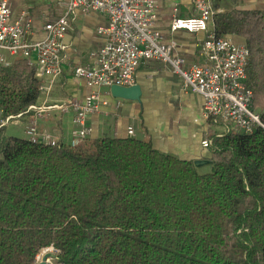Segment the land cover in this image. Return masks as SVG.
Here are the masks:
<instances>
[{"label": "trees", "instance_id": "obj_1", "mask_svg": "<svg viewBox=\"0 0 264 264\" xmlns=\"http://www.w3.org/2000/svg\"><path fill=\"white\" fill-rule=\"evenodd\" d=\"M218 38L235 33L250 52L247 87L264 123V13L216 14ZM26 60L0 67V109L39 102ZM212 165L162 154L134 137L72 147L0 142V264H264V129L214 133Z\"/></svg>", "mask_w": 264, "mask_h": 264}, {"label": "built area", "instance_id": "obj_2", "mask_svg": "<svg viewBox=\"0 0 264 264\" xmlns=\"http://www.w3.org/2000/svg\"><path fill=\"white\" fill-rule=\"evenodd\" d=\"M198 17L174 18L171 31L208 33L201 45L200 55L207 64H192L175 56V42L166 44L156 30V0H66L61 3L62 14L44 26V36L34 39L35 29L29 18L13 19L8 0H0V67H7L18 58L35 67V76L42 81L40 91L44 100L30 106L26 112L6 116L0 109V133L12 120L28 114L26 134L34 144L56 146L57 141L46 131L39 132V120L50 111L73 113L72 146H79L90 136L88 114L97 113L109 104L108 93L102 89L130 88L141 63L159 60L171 66L183 81L185 89L198 94L204 101V118L208 122H221L224 132L251 134L256 128L264 129L261 116L253 107V91L247 87L249 49L237 45L229 38H218L210 24L217 14L212 0H193ZM96 12L107 24L98 29L104 45L91 55L92 62L74 68L77 78L85 80L91 93L84 102L68 99L50 103L48 97L63 74L65 62L64 40L71 29L77 12ZM220 133V134H223ZM133 136V128L128 129ZM202 146L210 149L212 140L207 136Z\"/></svg>", "mask_w": 264, "mask_h": 264}, {"label": "crops", "instance_id": "obj_3", "mask_svg": "<svg viewBox=\"0 0 264 264\" xmlns=\"http://www.w3.org/2000/svg\"><path fill=\"white\" fill-rule=\"evenodd\" d=\"M66 0H8L13 19L29 18L35 29L34 39L44 36V26L56 20L63 12L61 3ZM217 14L230 15L239 12L264 13V0H212ZM157 16L155 28L164 37L166 44L175 42V56L186 60V68L192 64L205 65L200 49L208 33L171 31L174 18L188 19L198 17L193 0H156ZM107 24L106 18L96 12H77L71 22L65 44L63 74L53 87L48 99L50 103L76 99L84 102L91 93L85 80L77 78L74 68L92 62L91 55L104 45V37L98 29ZM215 22L210 24V30ZM225 37L237 45L247 47L246 39L235 33ZM137 92L121 93L114 96L108 93L109 104L97 113L88 114L87 125L92 132L87 138H127L128 129L133 128L136 139L150 142L162 154L179 160L195 162L210 160L211 150L202 147L207 136L223 133L224 126L208 122L203 115L204 101L198 94L185 89L183 79L170 65L150 60L141 63L135 76ZM44 97L39 101L41 104ZM46 118L39 120L41 131L52 134L55 140L70 144L73 113L50 111ZM27 120L23 125L27 126ZM70 127V130H66ZM200 173L209 172V166L199 169Z\"/></svg>", "mask_w": 264, "mask_h": 264}, {"label": "rangeland", "instance_id": "obj_4", "mask_svg": "<svg viewBox=\"0 0 264 264\" xmlns=\"http://www.w3.org/2000/svg\"><path fill=\"white\" fill-rule=\"evenodd\" d=\"M224 38H227V37H224ZM16 60H24V59H20V58H18V59H16ZM16 60H13V61H16ZM35 68V67H34ZM36 77V76H35ZM37 78V77H36ZM40 80V79H39ZM41 83H42V81H41ZM109 89H111V88H108L107 90H109ZM42 94H41V97H40V99H39V101L42 99ZM39 103V102H38ZM57 112H62V111H57ZM256 112L257 113H259V114H261L260 112L261 111H259V110H256ZM63 113V112H62ZM46 115H49V113L48 114H46ZM45 115V116H46ZM43 117L42 119H44V118H46V117ZM27 118H28V121L27 122H29V119H30V117H29V115L28 114H26V115H24L23 117H21V118H19L18 119V121H17V119L15 120H12L9 124H7V125H5L4 127H2V129H1V133H0V142L2 141V139L4 138V137H11V136H13V137H18V138H22V139H28L29 140V138H28V136H27V134H26V130H27V126H28V123H27V126H25V125H23L24 124V122L27 120ZM217 124H215V125H218V126H221V122H216ZM214 124V123H213ZM66 130H70V127H68V129L66 128ZM45 131V130H44ZM39 132L40 133H42L43 131H41L40 130V127H39ZM47 132V131H46ZM48 134H50L51 136H52V134L51 133H49V132H47ZM218 134V133H217ZM130 137H134V135L133 136H130ZM135 138V137H134ZM87 140V139H86ZM85 140V141H86ZM30 141V140H29ZM57 141V144L59 143V141L58 140H56ZM84 141V142H85ZM31 142V141H30ZM71 142H72V140H71ZM32 143V142H31ZM34 144V143H33ZM42 144V143H41ZM44 145V144H43ZM68 145H70V146H72L71 145V143L70 144H68ZM82 145V144H81ZM47 146V145H46ZM80 146V145H79ZM72 147H74V146H72ZM75 147H77V146H75ZM203 147V146H202ZM204 148V147H203ZM209 149V148H208ZM211 161V160H210ZM199 169H201V168H199ZM58 251L57 250H55L54 248H47V249H44V250H42L41 252H40V254L37 256V258H36V264H38L39 262H42V261H48L49 262V264H59V262H58Z\"/></svg>", "mask_w": 264, "mask_h": 264}, {"label": "water", "instance_id": "obj_5", "mask_svg": "<svg viewBox=\"0 0 264 264\" xmlns=\"http://www.w3.org/2000/svg\"><path fill=\"white\" fill-rule=\"evenodd\" d=\"M138 89L137 88H121V87H112L111 88V92L114 96H117V94H121V93H128V92H137ZM195 166L197 168H203L205 166H211L212 165V161L210 160H198L194 162ZM38 264H49L47 261H42L39 262Z\"/></svg>", "mask_w": 264, "mask_h": 264}, {"label": "bare ground", "instance_id": "obj_6", "mask_svg": "<svg viewBox=\"0 0 264 264\" xmlns=\"http://www.w3.org/2000/svg\"><path fill=\"white\" fill-rule=\"evenodd\" d=\"M48 262V261H47ZM49 263V262H48Z\"/></svg>", "mask_w": 264, "mask_h": 264}]
</instances>
